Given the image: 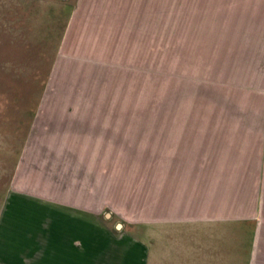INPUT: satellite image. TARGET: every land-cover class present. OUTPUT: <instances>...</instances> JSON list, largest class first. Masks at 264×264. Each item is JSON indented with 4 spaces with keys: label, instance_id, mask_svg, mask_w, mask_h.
I'll use <instances>...</instances> for the list:
<instances>
[{
    "label": "rangeland",
    "instance_id": "374dc122",
    "mask_svg": "<svg viewBox=\"0 0 264 264\" xmlns=\"http://www.w3.org/2000/svg\"><path fill=\"white\" fill-rule=\"evenodd\" d=\"M73 2L0 0V264H120L115 253L44 259L46 237L74 231L55 222L67 205L97 221L83 239L125 247L126 234L146 237L147 264H203L199 252L187 260L188 229L166 220L190 166L176 163L177 129L230 119L218 109L220 53L194 50L196 37H96L89 24L82 35ZM191 146L201 168L204 150ZM226 247V259L206 261L233 264L229 239Z\"/></svg>",
    "mask_w": 264,
    "mask_h": 264
},
{
    "label": "crops",
    "instance_id": "0c3cea01",
    "mask_svg": "<svg viewBox=\"0 0 264 264\" xmlns=\"http://www.w3.org/2000/svg\"><path fill=\"white\" fill-rule=\"evenodd\" d=\"M73 3L70 20L84 23L82 35L88 32L89 24L88 33L96 37H196L199 47L194 50L220 53L219 92L224 101L219 99L218 109L220 116L230 119L214 126L182 125L177 129L182 132L181 142L185 145L176 163L190 166L184 170L181 166L177 214L166 221L172 229H188L186 241L194 254L188 261L198 258L195 255L198 252L206 260L226 259L229 239L235 251L233 264H264V183L260 185V173L264 179V170L260 171L264 163V0H74ZM192 143L204 150L202 161H198L201 168L195 167L197 149L192 148ZM224 149H230L229 156ZM172 157L175 162V156ZM58 208L61 211V216L55 219L58 228L74 231L62 235L59 230L58 235L46 237L45 260L47 255L49 259H61L64 252L68 254L64 258L78 260L90 252L98 256L115 253L114 261L116 254H120L117 257L120 264H147L146 237L126 234L121 237L129 240L125 247L115 245L113 237L106 239L104 246L99 245L98 235L84 239L77 235L83 232V227L86 230L93 222L97 223L93 214L88 216L89 220H83L79 209L68 205ZM189 229H193L192 235ZM74 232L75 236H71ZM196 232L199 234L195 235ZM155 240V244L161 242L159 238ZM75 243H82L83 249H71L70 245ZM56 244H69L68 250L63 251ZM206 260L203 264H211Z\"/></svg>",
    "mask_w": 264,
    "mask_h": 264
},
{
    "label": "water",
    "instance_id": "95a60500",
    "mask_svg": "<svg viewBox=\"0 0 264 264\" xmlns=\"http://www.w3.org/2000/svg\"><path fill=\"white\" fill-rule=\"evenodd\" d=\"M118 227H120V225H118Z\"/></svg>",
    "mask_w": 264,
    "mask_h": 264
}]
</instances>
